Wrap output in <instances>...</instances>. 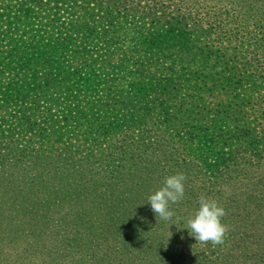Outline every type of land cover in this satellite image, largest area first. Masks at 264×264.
Returning a JSON list of instances; mask_svg holds the SVG:
<instances>
[{
	"label": "rangeland",
	"instance_id": "obj_1",
	"mask_svg": "<svg viewBox=\"0 0 264 264\" xmlns=\"http://www.w3.org/2000/svg\"><path fill=\"white\" fill-rule=\"evenodd\" d=\"M99 1L107 6L94 8V18L109 12L110 19L87 39L71 30L78 40L55 53L64 59L52 63L54 75L40 65L25 74L0 70L3 84L45 91L0 104V128L25 132L15 133L18 146L35 144L27 156L0 159V264H264V0ZM80 88H90L87 107L79 106ZM97 98L110 107L93 106ZM74 101L78 107L67 108ZM52 123L77 132L119 128L95 145L33 135ZM123 136L128 148L121 149ZM138 140L150 147L136 150ZM76 145L82 148L69 157ZM106 145L119 170L106 177L125 173L115 185L120 192L78 197L67 184L83 171L66 169L84 162L81 170L92 168ZM143 160L145 168L135 170L132 164ZM176 172L188 177L184 199L171 206V221H161L147 197ZM59 174L64 178H53ZM201 194L226 209L223 245L200 244L184 228ZM18 195L28 201L16 213L11 200ZM56 203L65 209L39 215Z\"/></svg>",
	"mask_w": 264,
	"mask_h": 264
},
{
	"label": "trees",
	"instance_id": "obj_2",
	"mask_svg": "<svg viewBox=\"0 0 264 264\" xmlns=\"http://www.w3.org/2000/svg\"><path fill=\"white\" fill-rule=\"evenodd\" d=\"M12 1L14 4L10 5ZM120 1L121 0H108L106 3H110L111 6H115ZM104 6L107 5H103L99 0H0V70L5 67L6 69L15 68L20 70L19 74H25L29 73L28 71H32L34 66L40 65L45 68L43 71L44 75L51 77L55 74L51 71V68H53L52 63L59 61V59H64L62 55L55 54L57 51H65L68 49L69 45L75 44L78 40V34L80 37L86 39L89 38L91 34H93V31L97 30L103 21L106 22L110 19V15L106 16L109 12H101V16H97V18H94L93 16L94 8L96 10H100ZM176 23H179V20ZM65 29L69 30V32L63 33L60 31ZM71 30L80 31L78 34H74ZM173 30L179 32V27L172 29V31ZM36 73L37 72H34L33 74ZM20 86L21 85H18L17 83L10 84L7 82L6 84H3L0 81L1 106L9 103H16L19 99L24 98L31 91L45 92L42 87H37L35 85L27 84L25 87L21 88ZM79 90L81 91L82 96V102H80L81 104H79V106L85 105V107H87L83 97H86L90 88H80ZM101 101V99L97 98L93 106L98 108L110 107L103 104ZM77 107L76 101L72 102L71 105H67V108L69 109H76ZM67 112L70 111L66 110L65 113ZM133 124L134 123L128 122L124 123L126 129L134 127ZM118 126L119 124H105L98 126L99 128H94L95 130H93V128H89L83 132H77L74 130L65 131L61 127H55L52 123L51 126H48V131L41 127H36L32 131L33 135L36 136L38 140H68L71 143H86L88 145H95L99 142L98 138L101 137L100 135L105 137L106 133H109L111 130L118 129ZM100 129L103 130L100 131V133H97ZM15 133L17 136L25 137V132L18 133L14 132L12 128H0V141L4 140L5 142L3 145L4 151L0 154V159H4L9 155H11L9 160L15 159L17 155L23 156L26 154L27 156L29 152L26 153V151H30L34 147L35 144H29V146L25 143H23L24 146H18L16 144L18 139L17 136H15ZM128 139V136H123L121 138L122 145L118 147L124 149L126 146V148H128V145L126 144ZM76 146H78V149H67L69 157H73L70 155V151H80L79 148L81 146ZM133 146L136 150H141L142 152H144L147 147H150L149 145L143 144V142H140L139 140L134 142ZM111 148L112 145L100 147L97 150L95 158L97 161L91 163L92 168H89L88 170L85 168H83L84 170H81L78 167L81 164H85V162L73 163L71 168L66 169L73 174H80L81 171H83V175L85 177L79 176V178L70 179V183L67 184L70 185L72 190L78 191L74 192V194L78 197L82 194L81 198L86 197L87 199L93 200V197L101 195L109 188H112L114 192H120L119 190H116L115 185L118 180H121L122 177H124L122 174L125 173H117L113 176L106 177V175H109L112 172H119L117 166H113L110 163L111 159L109 158V155L111 153ZM87 153V155L90 156V153ZM120 153L122 154V151L116 154V159L119 158L121 155ZM46 158L47 156L45 155V158L43 157V159L45 160ZM146 163L147 160H143L132 165L135 170H139L145 168ZM156 163L157 162H154V164ZM40 168L38 170L42 172L43 167ZM55 172L56 169L53 170V173ZM60 176L61 175L59 174L58 177L53 178H64ZM135 179V177H131L128 180L133 181ZM137 181L140 182L141 186L147 188L151 187L153 182V180L143 177H138L136 182ZM77 187H80V190ZM39 190L43 191L42 193L47 196L48 200H51V202L54 203L52 197L54 193L50 192L48 187L42 185ZM27 201V196H15L11 200V203L14 206V212L17 213L26 209ZM72 201H74V199H72ZM57 207L65 209L66 206L56 203L53 204V206H47L44 209H40L38 213L40 216H45ZM84 214L82 216H84Z\"/></svg>",
	"mask_w": 264,
	"mask_h": 264
},
{
	"label": "clouds",
	"instance_id": "obj_3",
	"mask_svg": "<svg viewBox=\"0 0 264 264\" xmlns=\"http://www.w3.org/2000/svg\"><path fill=\"white\" fill-rule=\"evenodd\" d=\"M188 177L183 172H176L164 177L162 186L148 195L152 212L156 219L171 221L175 216L172 205L179 204L185 195V182ZM227 215L226 209L217 199L201 194L198 197V208L190 215L184 228L188 230L196 242L213 247L223 245L229 227L223 223ZM175 223L170 224L173 225Z\"/></svg>",
	"mask_w": 264,
	"mask_h": 264
}]
</instances>
